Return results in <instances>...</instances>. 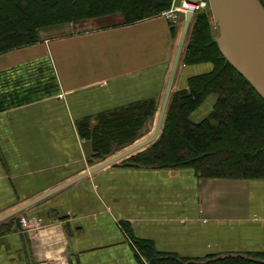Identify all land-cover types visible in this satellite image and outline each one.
I'll use <instances>...</instances> for the list:
<instances>
[{"label": "crops", "instance_id": "1", "mask_svg": "<svg viewBox=\"0 0 264 264\" xmlns=\"http://www.w3.org/2000/svg\"><path fill=\"white\" fill-rule=\"evenodd\" d=\"M170 27L154 17L0 55V264H148L135 241L189 260L264 252V180L121 165L130 157L88 175L97 165L84 156L82 122L154 100L151 131L134 144L152 135L182 30ZM210 70L180 62L172 91ZM21 216L44 226L22 228Z\"/></svg>", "mask_w": 264, "mask_h": 264}, {"label": "trees", "instance_id": "2", "mask_svg": "<svg viewBox=\"0 0 264 264\" xmlns=\"http://www.w3.org/2000/svg\"><path fill=\"white\" fill-rule=\"evenodd\" d=\"M171 0H0V55L41 42V33L69 23L116 16L114 26L157 17ZM111 27V26H110ZM174 35L173 27H170ZM182 55L183 65L210 64L172 91L158 138L125 160L158 169H191L198 179L264 180V101L222 57L209 14L196 12ZM210 95L211 112L193 121V112ZM157 110L154 100L101 115L96 125L82 122L80 137L94 159H104L133 144ZM94 129V132H93ZM136 253L157 264H264V252L227 253L189 260L160 254L148 242L135 241Z\"/></svg>", "mask_w": 264, "mask_h": 264}, {"label": "water", "instance_id": "3", "mask_svg": "<svg viewBox=\"0 0 264 264\" xmlns=\"http://www.w3.org/2000/svg\"><path fill=\"white\" fill-rule=\"evenodd\" d=\"M187 2L191 5L197 4V0H187ZM209 3L212 18L218 30V37L215 41L219 52L224 60L248 82L258 96L264 101L263 6L259 0H209ZM192 16V12H187L185 14L180 39L176 48L175 57L171 66L162 104L152 135L146 140L134 144L119 154H115L117 150L113 147L110 154L105 156L103 160L94 159L90 142L84 141L81 147L85 158L97 165L89 171L88 175L106 166L131 157L133 154L151 145L158 138L169 102V97L172 92L174 77L182 57L185 39L189 32ZM152 125L153 120L149 119L146 123V128L151 131ZM121 165L146 169L155 168L153 165H143L131 162H126ZM68 184L69 183L64 184L56 190L62 189ZM52 193L53 192H50L49 194ZM44 197L45 196H42L37 200H34L31 204L40 201ZM148 264L157 263L154 259H151Z\"/></svg>", "mask_w": 264, "mask_h": 264}, {"label": "rangeland", "instance_id": "4", "mask_svg": "<svg viewBox=\"0 0 264 264\" xmlns=\"http://www.w3.org/2000/svg\"><path fill=\"white\" fill-rule=\"evenodd\" d=\"M185 3H188L187 0H171L169 8L163 11V12L172 11L174 16H175V19L173 21H167L169 23V25L171 27H173L174 34H175V32L177 34L178 29H181V27H182V25L184 23V19H185L184 4ZM163 12H161L159 15H161ZM196 12L197 13L198 12H204V13L209 14L210 22H211V24L213 25V27L215 29V34H216L215 40H216V38L218 37V30H217V28L215 26V23L213 21V18H212V13H211V9H210L209 0H201L197 4V7L195 8L193 15ZM159 15L157 17H160ZM118 20L119 19L116 18V16H113V17H108V18H103V19H96V20L93 19V20L87 21L85 23H69V24H65V25H62V26L52 30L51 32H46V33L43 32V33H41V39L40 40L42 42L44 40H51V39H55V38H58V37L66 36V35H69V34L82 33V32L97 30V29H100V28H103V27H110V26L115 25ZM192 23H193V16H192L191 21H190V28H189V32H188V35H187V41L185 43L186 44L185 47L187 46V43H188V40H189V37H190V34H191L190 32H191V28H192ZM185 47L183 49V52L185 50ZM182 55H183V53H182ZM181 59H182V57H181ZM180 62H181V60H180ZM96 123L97 122L95 121L92 125L94 126V125H96ZM93 132H94V129H93ZM138 140H136V141H138ZM126 147H128V146H126ZM126 147H124V148H126ZM124 148H122V149H124Z\"/></svg>", "mask_w": 264, "mask_h": 264}, {"label": "built area", "instance_id": "5", "mask_svg": "<svg viewBox=\"0 0 264 264\" xmlns=\"http://www.w3.org/2000/svg\"><path fill=\"white\" fill-rule=\"evenodd\" d=\"M201 0H197V4ZM196 5H191L189 3L184 4V13L186 14L187 12H192L194 13L195 8L197 7ZM160 17L164 18L166 21H173L175 19V16L172 11L170 12H163ZM19 223L22 228L25 229H40L44 226L42 220L40 218H37L35 216H21L19 217Z\"/></svg>", "mask_w": 264, "mask_h": 264}, {"label": "flooded vegetation", "instance_id": "6", "mask_svg": "<svg viewBox=\"0 0 264 264\" xmlns=\"http://www.w3.org/2000/svg\"><path fill=\"white\" fill-rule=\"evenodd\" d=\"M259 2L261 3V5H262L263 8H264V0H259Z\"/></svg>", "mask_w": 264, "mask_h": 264}]
</instances>
